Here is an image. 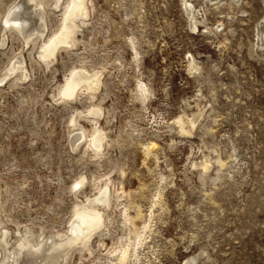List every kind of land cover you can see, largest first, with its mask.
Instances as JSON below:
<instances>
[{
    "label": "rangeland",
    "instance_id": "1",
    "mask_svg": "<svg viewBox=\"0 0 264 264\" xmlns=\"http://www.w3.org/2000/svg\"><path fill=\"white\" fill-rule=\"evenodd\" d=\"M72 1L38 3L26 41L4 17L32 3L0 0V225L13 244L53 238L56 264H264V0H84L75 41L46 62ZM19 61L27 77H3ZM81 68L100 72L98 90L59 100ZM92 129L107 134L99 153ZM92 203L105 225L69 247Z\"/></svg>",
    "mask_w": 264,
    "mask_h": 264
},
{
    "label": "bare ground",
    "instance_id": "2",
    "mask_svg": "<svg viewBox=\"0 0 264 264\" xmlns=\"http://www.w3.org/2000/svg\"><path fill=\"white\" fill-rule=\"evenodd\" d=\"M28 1H30V3H32L33 10H31L29 12L28 9H23V8H21V6L19 4H17L13 8H11L10 11L8 12L7 16L4 17L5 18L4 19V22H5L4 25H6L8 27H12V28L18 30L19 32L23 33L26 41H28L32 37V34H33V33H29V32H28L29 34H25L23 31L24 28L29 23V18L26 15H32L33 13H37V11H38L37 4L38 3H41V5L44 4L43 3L44 0H28ZM17 3H19V2H17ZM186 3H187V1H186ZM188 4H190V3L188 2ZM87 9H88V7L86 6V2H84V0H73L70 3L68 2V6L66 7V10L63 12V13H65V16H64L65 18L62 21L63 23H61V25L63 26V29L61 31L59 30L60 32L59 33L57 32L58 34L56 36L54 35L55 38L53 40H52V38L50 39L51 42L49 45H47V46L44 45L42 53L40 54V57L42 59H44L46 62L48 60H50L51 56H53L55 54L56 50L59 47H63V45L65 46V45L69 44V40H71V43L73 44V42L75 41L74 36H75L76 32H78L77 27L81 26L80 24H79L80 26H78V24H77L78 22H76V20L78 18H83L84 20L83 19L82 20L85 21V18L87 17L86 14H88ZM194 13H195V11H194ZM85 15H86V17H85ZM194 18H195V16L193 17V19ZM62 26H61V28H62ZM263 34H264V31H263ZM17 71H19L21 75H18L17 73H19V72H17ZM15 72L19 78H26L27 77V74L25 72L22 61H19L17 64L13 65L10 68V70L5 72L3 77H11ZM101 81L102 80H101L100 72L93 73V72H89L87 69H82V68L76 69L74 72H71L70 78H68V84H66V87L63 85L65 87L64 88L62 86L64 97H61V99H59V100H62V99L64 100L65 98L66 99L67 98H73L75 95L78 96L79 90L81 91V88L84 89V90L82 89L84 92H86V93L88 92L90 95H92L94 92H96L98 90V88L101 84ZM66 82H67V79H66ZM62 87H61V89H62ZM60 93L62 95V91H60ZM99 113H100V111H99ZM106 141H107V134H105L104 131L92 129L91 138L89 139V147L90 148L92 147L93 150H95L96 152L99 153L103 148H105L104 146H105ZM152 145H154V144H152ZM203 168L205 170L209 168V164L207 161L203 164ZM107 184H109V183H107ZM100 193L102 195V198H99L100 201L96 200L95 202L101 203V201H102V202H104V204L109 203L111 197H110V195L108 196V193H109L108 188L107 187L103 188L100 186ZM91 200H93V199H91ZM86 205L82 204V205H80V207L78 209H76V208L75 209H76V213H77L78 223H81V221H82L87 226V230L85 228V231L84 230L80 231L79 229H80V226L82 225V223L80 226H79V224L76 223L72 227L73 234H70L68 238H65V239H68L70 242V244L68 245L69 247H72L76 244H82L84 246H87L89 243L88 240H90L93 233H95L100 228H102L103 225H105V216H104L105 213H104V210H101V208L99 207L100 205L98 206V204H96V203H92L89 206H86ZM128 216H127V218H128ZM127 218H126V220H127ZM1 222L2 221H0V224H1ZM18 233H20V232H18ZM18 236H19V234H18ZM57 237H58L57 238L58 240L63 239V237H60L59 234H57ZM46 238H47V236L45 238H41L40 241L35 242L30 237H24V238L19 237L16 241H14V244H13V240L15 238L13 239V237H12V231L8 227L0 225V264H56L59 257L62 256L61 252H64L65 249H62L63 246L61 247L58 244L57 240H54L53 238L52 239H46ZM137 238L139 239V237H137ZM137 238H136V240H137ZM49 240H51V242ZM132 242L133 241H131V243ZM137 242H139V241L137 240ZM131 243L129 241V243L122 250V252L119 253L120 254L119 257H120V260L122 262L126 261L129 258V256H131V249H130ZM136 243H134V244H136ZM140 243H141V241H140ZM66 244H68V243H66ZM132 253H133V251H132ZM68 254H65V255L67 256ZM60 259H62V258L60 257Z\"/></svg>",
    "mask_w": 264,
    "mask_h": 264
},
{
    "label": "snow or ice",
    "instance_id": "3",
    "mask_svg": "<svg viewBox=\"0 0 264 264\" xmlns=\"http://www.w3.org/2000/svg\"><path fill=\"white\" fill-rule=\"evenodd\" d=\"M77 187H78V185H77Z\"/></svg>",
    "mask_w": 264,
    "mask_h": 264
}]
</instances>
